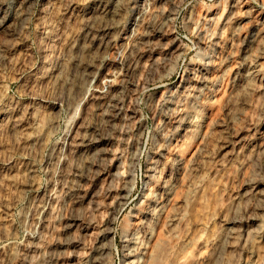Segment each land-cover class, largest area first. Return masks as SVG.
I'll list each match as a JSON object with an SVG mask.
<instances>
[{
	"label": "rangeland",
	"instance_id": "374dc122",
	"mask_svg": "<svg viewBox=\"0 0 264 264\" xmlns=\"http://www.w3.org/2000/svg\"><path fill=\"white\" fill-rule=\"evenodd\" d=\"M112 1L0 0V264H264V0Z\"/></svg>",
	"mask_w": 264,
	"mask_h": 264
},
{
	"label": "bare ground",
	"instance_id": "6f19581e",
	"mask_svg": "<svg viewBox=\"0 0 264 264\" xmlns=\"http://www.w3.org/2000/svg\"><path fill=\"white\" fill-rule=\"evenodd\" d=\"M119 2L120 0H113L112 3L111 2L110 3L106 2L105 4L101 3L99 6L94 8L93 14L95 15L104 14V15H107V16L110 15V17H113L115 16V13L119 10ZM11 6H12L11 7L12 10L15 9L16 12L9 10L6 4H0V27L8 26L14 20H17L18 18L20 19V14L18 12H19V9H22L23 7H21L18 4H13ZM12 12L14 13V16H12ZM88 30L86 31V33H84L83 39L77 42V47H78V50L80 51H88V52H95V53L100 52L101 49L102 50L105 49L107 44L111 42L114 38L113 35H110L111 33L109 34V32L108 33L103 32L102 30L101 31L93 30L94 32H88ZM252 67H253V69L251 70L252 74L258 71V69L256 68L257 62ZM91 73H93L92 70L88 71V69L86 68L85 70L86 76L90 77L92 75ZM89 90L90 88L88 89V91ZM226 146L227 145H225L224 147Z\"/></svg>",
	"mask_w": 264,
	"mask_h": 264
}]
</instances>
